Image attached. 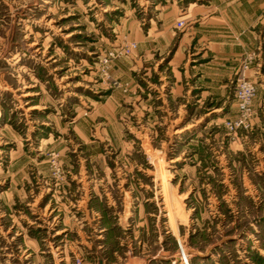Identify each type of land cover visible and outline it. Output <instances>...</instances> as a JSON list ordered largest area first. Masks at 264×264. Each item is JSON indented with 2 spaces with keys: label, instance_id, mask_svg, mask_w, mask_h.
<instances>
[{
  "label": "rangeland",
  "instance_id": "obj_1",
  "mask_svg": "<svg viewBox=\"0 0 264 264\" xmlns=\"http://www.w3.org/2000/svg\"><path fill=\"white\" fill-rule=\"evenodd\" d=\"M223 1L231 36L262 41L227 75L184 42ZM243 76L255 114L231 136ZM183 252L264 264V0H0V264Z\"/></svg>",
  "mask_w": 264,
  "mask_h": 264
},
{
  "label": "crops",
  "instance_id": "obj_2",
  "mask_svg": "<svg viewBox=\"0 0 264 264\" xmlns=\"http://www.w3.org/2000/svg\"><path fill=\"white\" fill-rule=\"evenodd\" d=\"M219 6H221L220 10L218 9ZM212 8L220 12L216 13L211 10V14L202 17L199 26L188 32L184 37L185 41H183L189 45L192 41L197 40L195 48L199 47L204 50V57L210 59L206 65L217 72L221 70L227 75V73H231L238 62L240 64L241 59L239 58L244 50L260 47L262 41L256 31H246L239 41H236L238 38H235V31H233L234 35L231 36L225 26L228 25L226 18H229V14L233 17L232 11L235 6H231V3L225 4L223 1L212 5ZM173 28V26H169L166 29V32L171 36L175 33Z\"/></svg>",
  "mask_w": 264,
  "mask_h": 264
},
{
  "label": "built area",
  "instance_id": "obj_3",
  "mask_svg": "<svg viewBox=\"0 0 264 264\" xmlns=\"http://www.w3.org/2000/svg\"><path fill=\"white\" fill-rule=\"evenodd\" d=\"M183 24L182 21L179 22ZM136 49L138 43L128 41L120 52L113 55L114 59L130 56ZM254 61V55L248 54L245 63L244 71L249 69V65ZM109 73L106 70L105 76ZM258 87L256 82L243 76L237 81L236 91L234 93V100L237 105V115L225 123V127L229 135L235 136L239 131H249L252 128L253 117L255 114L254 101L257 95Z\"/></svg>",
  "mask_w": 264,
  "mask_h": 264
},
{
  "label": "bare ground",
  "instance_id": "obj_4",
  "mask_svg": "<svg viewBox=\"0 0 264 264\" xmlns=\"http://www.w3.org/2000/svg\"><path fill=\"white\" fill-rule=\"evenodd\" d=\"M184 252H185V251H184ZM184 252H183V254H182L181 256H183V259L185 258V259L187 260V255H186ZM187 264H189V263H188V260H187Z\"/></svg>",
  "mask_w": 264,
  "mask_h": 264
}]
</instances>
